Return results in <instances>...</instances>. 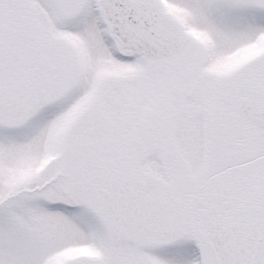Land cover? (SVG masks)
I'll list each match as a JSON object with an SVG mask.
<instances>
[{"label":"snow or ice","instance_id":"1","mask_svg":"<svg viewBox=\"0 0 264 264\" xmlns=\"http://www.w3.org/2000/svg\"><path fill=\"white\" fill-rule=\"evenodd\" d=\"M0 264H264V0H0Z\"/></svg>","mask_w":264,"mask_h":264}]
</instances>
